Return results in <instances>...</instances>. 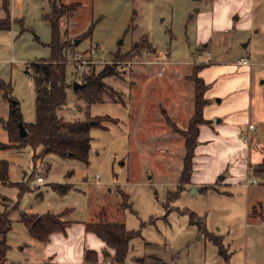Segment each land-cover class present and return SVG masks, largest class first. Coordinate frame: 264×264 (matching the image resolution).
I'll use <instances>...</instances> for the list:
<instances>
[{
    "label": "rangeland",
    "instance_id": "374dc122",
    "mask_svg": "<svg viewBox=\"0 0 264 264\" xmlns=\"http://www.w3.org/2000/svg\"><path fill=\"white\" fill-rule=\"evenodd\" d=\"M60 3L76 9L59 22L67 88L56 115L64 121L111 119L101 122L104 128L90 129L88 163L45 154L40 145L20 148L9 141L4 126L10 101L17 104L24 124L35 120L34 81L27 65L51 58L52 32L44 16L48 0H8V12L0 0V20L10 22L9 29L0 30V213L8 211L12 222L5 235L6 264H23L32 251L40 255L41 242L28 234L20 213L46 212L62 214L71 224L122 223L137 231L129 240L126 263L264 264V175L253 173L257 184L246 185L252 173L234 183L229 171L221 172L203 181L206 191L179 184L183 130L195 114L199 62H222L206 75L213 79L212 124L232 116L241 132L238 139L243 141L248 132L249 73L237 63L248 57V66L264 80V0H252L250 28L237 29L231 20L225 30H214L207 45L198 39L194 15L203 6L198 0ZM163 55L165 64L171 63L167 67L161 63ZM79 61L84 62L81 69ZM108 67L115 75L103 79V102L88 104L74 83ZM237 95L242 100L235 108L230 101ZM249 135L246 145H264V125ZM38 176L42 182L36 181ZM53 184L70 189L60 194ZM209 234L220 238L221 253ZM110 259L103 256L97 264Z\"/></svg>",
    "mask_w": 264,
    "mask_h": 264
},
{
    "label": "trees",
    "instance_id": "16d2710c",
    "mask_svg": "<svg viewBox=\"0 0 264 264\" xmlns=\"http://www.w3.org/2000/svg\"><path fill=\"white\" fill-rule=\"evenodd\" d=\"M2 2L3 8L8 12V0H2ZM48 4L49 12L44 16L49 21L52 32L51 58L37 60L27 65V74L34 81L35 120L29 124L22 122L27 135L21 137L18 130V121L21 120V114L18 111L17 104H12L10 101L8 120L4 127L8 132L9 141L18 142L20 148L26 145L32 147L40 145L45 154L53 153L61 158H75L83 163H88L91 140L90 129L92 127L104 128L101 126V122L103 120L109 121L111 118L109 116H99L98 119L89 117L82 121H64L57 117L56 109L64 104L67 88L66 49L64 43L60 41L59 22L65 16H73L76 5H64L60 3V0H48ZM9 28V18L0 20V30ZM112 75H115V71L108 67L102 69L97 75L85 76L76 92L80 93L88 104L103 102V95L107 87L103 79ZM207 89L208 86L198 77L195 81V114L187 128L183 130L185 155L179 179V184L182 185L190 183L199 126L208 123L202 116V110L209 102L204 98ZM3 163H5L3 175L7 176V164L6 162ZM252 172L264 175V163L254 166ZM4 176L2 179H4ZM262 184H264V180ZM20 187L22 190L27 189L24 184H20ZM52 188L60 194H65L70 189V185L53 184ZM208 188L205 186L200 189L206 191ZM15 208L13 206L10 210ZM8 215V211L0 213V236L3 237L12 225ZM20 221L27 227L29 234L41 242H46L51 233L63 232L68 226V223L62 221L60 216L52 213L42 215L20 213ZM202 225L204 229V224ZM85 227L87 231L94 233L105 243L107 248L113 251V264H143V261L140 260L130 263L125 262L129 240L138 235L137 231L127 230L122 223H86ZM209 236L221 253L223 245L220 238L211 234ZM8 250L9 245L6 241L4 239L0 240V264L5 263ZM103 256H110L106 249ZM85 260L97 264L96 254L93 251L85 252Z\"/></svg>",
    "mask_w": 264,
    "mask_h": 264
},
{
    "label": "crops",
    "instance_id": "0c3cea01",
    "mask_svg": "<svg viewBox=\"0 0 264 264\" xmlns=\"http://www.w3.org/2000/svg\"><path fill=\"white\" fill-rule=\"evenodd\" d=\"M198 1L203 6L197 8L194 16L199 34L198 39L204 45L209 44L214 30L229 27L231 20L234 21L237 29L246 30L248 27H251L252 0ZM248 45L249 42L243 46L247 47ZM205 54H208V52L205 51ZM239 61L237 65L246 68L249 73L250 114L247 122L248 132L244 135L243 139L244 142H249V132L256 131L257 125H264V80L260 81L258 79L254 70L248 66L249 64H239ZM199 63L203 64V67L199 69L198 77L208 86V89L204 93V98L209 102L202 110L203 119L208 123L199 126L197 146L193 157V172L189 184L199 186L200 188L208 187V184L203 182L206 178L213 180L219 173L227 171L231 173V182H242L245 175L249 173L253 175L251 168L264 163V145H254L252 148L250 144L246 145L243 141L239 140L238 134H241V132L237 127L238 121L232 116L229 118L221 117L216 125L212 124L208 111L214 104L213 97L210 95L213 79L206 75L209 73L208 68L221 65L222 62L216 64L207 59V61ZM170 64L168 62L167 65L165 64V67ZM165 67L162 71L163 74L166 72ZM241 100L242 98L239 95L232 96L230 105L235 108L239 107L241 106ZM249 124H253L255 129L250 130L248 128ZM253 177L256 179V183L250 184H257V177L255 175ZM245 183L247 185L248 180H245ZM57 216L61 217L62 214H58ZM65 222L68 223L65 230L63 232L51 233L46 242L40 241L41 247H38L41 250L40 255L37 257L35 251H32L31 258L23 260V264H92L86 262L85 252L93 251L96 254L97 260H101L105 249L108 251L109 257L113 259V251L107 248L105 243L94 233L87 231L86 224L76 225L68 221ZM2 239L6 241L5 236H0V240ZM7 262L9 261L5 260L4 264Z\"/></svg>",
    "mask_w": 264,
    "mask_h": 264
},
{
    "label": "built area",
    "instance_id": "2783aa9c",
    "mask_svg": "<svg viewBox=\"0 0 264 264\" xmlns=\"http://www.w3.org/2000/svg\"><path fill=\"white\" fill-rule=\"evenodd\" d=\"M166 58H167V56H166V55H163V57H162V61H163V62H161L162 64H165V63H166ZM83 63H84L83 61H79L78 65H77L78 69H81V68H82V64H83ZM239 64H250V60H249L248 57H243V58L239 61ZM248 128H249L250 130H254V129H255V127H254L253 124H249V125H248ZM36 181H37V182H42V177H41V176H38V177L36 178ZM248 182H250V183H256V179L253 177V178H252L250 181H248ZM103 264H113V259L106 260V261H104Z\"/></svg>",
    "mask_w": 264,
    "mask_h": 264
},
{
    "label": "water",
    "instance_id": "95a60500",
    "mask_svg": "<svg viewBox=\"0 0 264 264\" xmlns=\"http://www.w3.org/2000/svg\"><path fill=\"white\" fill-rule=\"evenodd\" d=\"M77 43H78V40H74V44H77ZM78 86H80L79 83H74L73 85L74 88H77ZM12 104H15V103H12ZM18 130H19V135L21 137H25L27 135V132L21 120L18 121ZM222 178H223L222 176L219 177V179H222Z\"/></svg>",
    "mask_w": 264,
    "mask_h": 264
}]
</instances>
